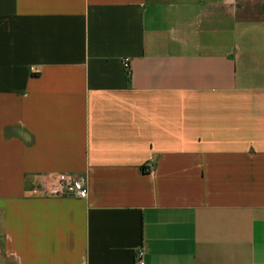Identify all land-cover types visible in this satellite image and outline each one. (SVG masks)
Wrapping results in <instances>:
<instances>
[{
  "label": "crops",
  "instance_id": "0c3cea01",
  "mask_svg": "<svg viewBox=\"0 0 264 264\" xmlns=\"http://www.w3.org/2000/svg\"><path fill=\"white\" fill-rule=\"evenodd\" d=\"M241 1L0 0L3 256L264 264V38L236 36ZM59 173L86 196L52 194Z\"/></svg>",
  "mask_w": 264,
  "mask_h": 264
},
{
  "label": "rangeland",
  "instance_id": "374dc122",
  "mask_svg": "<svg viewBox=\"0 0 264 264\" xmlns=\"http://www.w3.org/2000/svg\"><path fill=\"white\" fill-rule=\"evenodd\" d=\"M259 1V2H258ZM238 15H242L243 18H246L245 21H240L235 27H244L238 28L235 31L236 36L243 43L248 42L247 39H257L259 36L264 38V30L260 28V25L256 22V18H264V0H243L238 3ZM233 19H229V25L232 27ZM243 30V31H242ZM227 36H233V29L229 30ZM245 39V40H244ZM264 51V49L262 50ZM0 264H13L12 261L7 259L0 253Z\"/></svg>",
  "mask_w": 264,
  "mask_h": 264
},
{
  "label": "built area",
  "instance_id": "2783aa9c",
  "mask_svg": "<svg viewBox=\"0 0 264 264\" xmlns=\"http://www.w3.org/2000/svg\"><path fill=\"white\" fill-rule=\"evenodd\" d=\"M121 64L125 70H129V58L124 57L121 60ZM152 164L148 163L145 166L146 171H152ZM52 194H58L61 196L68 197H78L84 198L87 194V190L82 179H75L72 175L67 173H59L56 176V182L50 189ZM143 249L142 247H137L134 253L135 264L143 263Z\"/></svg>",
  "mask_w": 264,
  "mask_h": 264
}]
</instances>
